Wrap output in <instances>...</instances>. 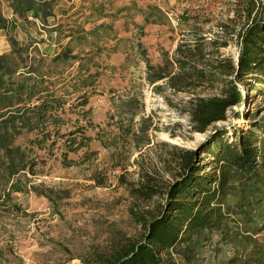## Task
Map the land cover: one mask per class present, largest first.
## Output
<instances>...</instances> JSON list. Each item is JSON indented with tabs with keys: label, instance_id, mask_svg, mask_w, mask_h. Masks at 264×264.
I'll return each mask as SVG.
<instances>
[{
	"label": "rangeland",
	"instance_id": "1",
	"mask_svg": "<svg viewBox=\"0 0 264 264\" xmlns=\"http://www.w3.org/2000/svg\"><path fill=\"white\" fill-rule=\"evenodd\" d=\"M44 1L39 16L21 18L0 0L8 22L0 30V55L11 53L12 40L28 48L38 82L49 81L41 89L61 98L58 119L15 143L33 167L0 191V264L94 263L140 241L146 229L133 213L149 221L164 203L162 195L148 202L133 197L120 175L163 193L178 173L176 148L201 154L217 130L226 129L224 140L233 142L235 130L245 133L264 118V97L255 100L249 91L246 106L234 108L228 121L194 133L191 99L217 91L201 86L178 92L166 80L148 82L149 66L173 62L179 46L200 39L227 43L220 54L237 61L249 0ZM254 2L252 17H260L264 0ZM67 48V63L52 62ZM42 57L48 58L43 65ZM130 99L136 102L125 104ZM134 113V129L148 131L129 145ZM256 133L264 152V133ZM256 208L231 216L222 231L164 253L163 263L264 264V204Z\"/></svg>",
	"mask_w": 264,
	"mask_h": 264
},
{
	"label": "trees",
	"instance_id": "2",
	"mask_svg": "<svg viewBox=\"0 0 264 264\" xmlns=\"http://www.w3.org/2000/svg\"><path fill=\"white\" fill-rule=\"evenodd\" d=\"M7 1L21 18L28 13L37 17L45 11L44 0ZM255 8L254 0H249L248 15L238 35L237 61L220 54L227 43L214 40L207 45L200 39L179 46L173 62L166 60L165 66L156 68L148 65L151 85L166 80L168 87L178 92L201 86L217 91L213 96L196 95L191 99L189 113L194 133L205 134L215 124L228 121L234 108L246 106L249 91L255 92V100L264 97V10L260 17H252ZM260 8L264 9V3L259 6L261 12ZM7 25L0 11V30L7 29ZM11 42V53L0 55V191L33 167L20 147L15 146L17 139L24 132L41 130L50 120L58 119L56 104L60 105L61 100L48 87L41 89L49 81L42 77V82H38L39 70L34 68L35 57H30L29 49ZM71 55L70 48L64 49L52 62L67 63ZM47 59L42 57L41 64ZM130 100L125 104L136 102ZM83 106H87V101ZM240 115L236 113L238 119ZM136 116L134 113L129 120L126 133L129 145L148 131L142 126L134 129ZM252 127L245 133L235 130L233 142L224 140L226 129L217 130L202 146L201 154L197 150L176 148L178 153H173V158L178 173L163 193L149 182L130 183L120 175V184L133 197L148 202L162 195L164 203L149 221L133 213L146 229L140 241L129 243L111 257L82 264H164V253L188 244L205 232L224 230L231 216H244L260 208L264 204V152L256 131L264 133V118L252 123ZM231 201L236 202L234 208L229 204Z\"/></svg>",
	"mask_w": 264,
	"mask_h": 264
}]
</instances>
